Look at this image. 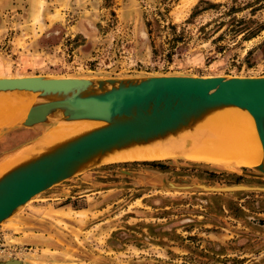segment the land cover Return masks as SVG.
I'll list each match as a JSON object with an SVG mask.
<instances>
[{
  "label": "rangeland",
  "instance_id": "374dc122",
  "mask_svg": "<svg viewBox=\"0 0 264 264\" xmlns=\"http://www.w3.org/2000/svg\"><path fill=\"white\" fill-rule=\"evenodd\" d=\"M172 75L264 77V0H0V77ZM46 129L0 128V160ZM251 168H88L0 224V263L264 264V175Z\"/></svg>",
  "mask_w": 264,
  "mask_h": 264
},
{
  "label": "water",
  "instance_id": "95a60500",
  "mask_svg": "<svg viewBox=\"0 0 264 264\" xmlns=\"http://www.w3.org/2000/svg\"><path fill=\"white\" fill-rule=\"evenodd\" d=\"M11 91L37 93L40 99L19 126L47 125L48 129L54 120H90L105 125L3 173L0 224L38 194L100 165L99 160L106 154L175 134L208 113L226 107L245 110L252 116L263 152L262 163L254 169L264 175V77H0V93Z\"/></svg>",
  "mask_w": 264,
  "mask_h": 264
},
{
  "label": "bare ground",
  "instance_id": "6f19581e",
  "mask_svg": "<svg viewBox=\"0 0 264 264\" xmlns=\"http://www.w3.org/2000/svg\"><path fill=\"white\" fill-rule=\"evenodd\" d=\"M38 101H40L38 94L33 92L0 93V128L21 125L29 110ZM102 125L105 124L90 120L52 121L36 143L24 147L11 157L0 160V176L16 165ZM177 158L208 164L223 170L247 166L254 169L262 163L263 152L252 116L245 110L226 107L208 113L175 134L147 144L132 145L110 152L103 156L99 163ZM3 263L13 264L14 261Z\"/></svg>",
  "mask_w": 264,
  "mask_h": 264
}]
</instances>
